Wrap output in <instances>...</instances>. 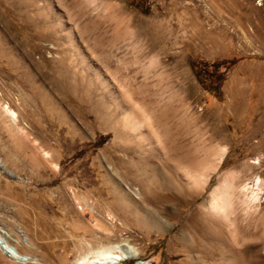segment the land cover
Instances as JSON below:
<instances>
[{"label":"rangeland","instance_id":"rangeland-1","mask_svg":"<svg viewBox=\"0 0 264 264\" xmlns=\"http://www.w3.org/2000/svg\"><path fill=\"white\" fill-rule=\"evenodd\" d=\"M258 178L264 0H0V264H264Z\"/></svg>","mask_w":264,"mask_h":264},{"label":"bare ground","instance_id":"bare-ground-1","mask_svg":"<svg viewBox=\"0 0 264 264\" xmlns=\"http://www.w3.org/2000/svg\"><path fill=\"white\" fill-rule=\"evenodd\" d=\"M181 179L184 180V176H181ZM189 181V180H188ZM261 178H258L254 181L253 186L251 188L253 189L250 193H246L245 198L242 200V203L245 206L244 211L246 213H253L252 216V222L256 224L255 229L251 230L247 228L245 231H242L239 226H238V216H227L223 220V223L229 228V231L236 236L239 237H250V238H255V237H264V207H263V199L264 196L262 195L264 192V185L262 184ZM226 185V184H225ZM230 187H234L233 183L230 184ZM226 188H229V184L226 185ZM236 188V187H235ZM241 191L246 192V190H249V183H246L244 185H239ZM214 195L213 198L210 200L208 203L207 210L214 213V214H220L222 212L227 213L226 207H225V199H224V194L225 188H217L215 191H213ZM253 205V206H252ZM252 206V207H251ZM253 208V209H252ZM228 214V213H227ZM165 224V223H164ZM166 225V224H165ZM210 236V235H209ZM8 239H12L10 236H7ZM16 244L17 247L19 248H25L24 245H21L19 241L13 240ZM37 244V243H36ZM18 248V249H19ZM2 255L0 254V260H1ZM96 257L100 258H112L115 257L118 260L126 259L129 256H126L124 252L121 251V253L117 255H113L110 253H107L105 251L99 252V254ZM94 256L92 255H85L80 258L81 263L83 264H116V262H111V261H96L93 262Z\"/></svg>","mask_w":264,"mask_h":264}]
</instances>
